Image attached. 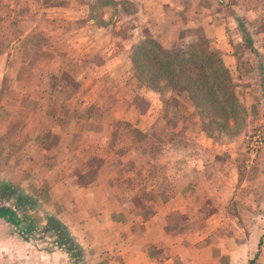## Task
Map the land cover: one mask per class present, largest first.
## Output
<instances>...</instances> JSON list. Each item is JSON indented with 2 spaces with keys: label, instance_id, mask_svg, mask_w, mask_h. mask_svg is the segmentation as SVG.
<instances>
[{
  "label": "crops",
  "instance_id": "0c3cea01",
  "mask_svg": "<svg viewBox=\"0 0 264 264\" xmlns=\"http://www.w3.org/2000/svg\"><path fill=\"white\" fill-rule=\"evenodd\" d=\"M64 1L68 2L58 6L50 4L39 6L38 18L28 23L20 17L21 15H18L16 20L9 17V14H14L12 10L22 7L18 6L21 0H0V10L6 12L0 15V27L14 28L17 32H23L26 27L28 28L18 37L11 39V43H20L24 39L32 41L34 47L30 53L39 60L38 66L37 61H34V65L27 66V64L24 68L33 73L35 71L39 74L55 75L62 73L60 68L64 65L66 68H72L74 63L75 75H80V80L76 81L78 87L76 91H72V94L80 96L76 99L84 109L92 106L100 110L104 107L98 96L100 88L106 90L107 86H102L103 83L116 87V90H122L125 94L130 95V91H133L131 98L127 95L122 99L117 98L112 103L108 117L115 116L113 119L125 121L136 129L140 136L142 135L144 141H149L150 145L159 144L160 147L156 155L151 158L153 160L149 159L151 150L141 151L145 158L144 177L138 186H143L146 196L138 198L131 193V196H126L128 197L126 201L130 202V199H133L138 203L136 206L141 207V212L131 206L119 209L124 219L118 223H111V226L108 224H105V227L99 226L100 237L94 241H91L87 222L73 224L74 222L71 221L78 217L81 219L76 207L83 198H87L86 201L98 202L92 199L93 195L90 192L84 194L83 198L70 196L71 198L67 199L66 203L72 205L64 211L69 217L65 222L58 214L55 218L66 226L68 235L80 247L82 253L92 254L96 260L102 255L106 264H211L210 256L203 258L201 255V250L210 251V248L199 245L200 222L207 229L212 227L211 220L219 217L218 212H222L221 219L226 216L227 206L232 201V183H234L232 176L235 172L231 168L234 164L231 151L219 153L220 156L205 155L208 139L199 131L195 132V129L191 138L186 141H191L192 145L196 136L200 140V146L195 144V148H189L188 143L180 144L178 139L189 135L187 133L189 129L180 131L182 124H178V127H170L168 119L163 115L159 95L138 84L131 74L125 80H121V74L130 68V62L129 56L119 51L120 47L113 49L117 37L110 33L106 34V37L103 36L104 25L96 21L91 22L85 16L82 17L83 9L87 8L86 1L82 5L86 8L80 7L77 0ZM29 2H37V0H28ZM144 2L152 4L157 9L156 21L151 22L149 26L164 24L170 15L169 23L165 25L168 26L167 32L170 28L175 32L189 27L202 29L207 48L221 59L230 77L244 71V68H251L252 70L246 71L247 74L251 72L254 75L255 71L261 84L260 90L264 92V0H145ZM174 3L175 9L172 8ZM32 7L38 9L34 5ZM82 28L92 29L94 35L88 36L86 31L79 33ZM3 32L0 34V40L6 44L0 49V109L5 108L13 114L14 111L21 110L23 92L29 90L30 86L25 81H14V78L7 82V72L17 67L14 61L10 60L14 49L7 44L9 37ZM177 36H174L177 44L186 40ZM90 42L93 44L91 50L87 47ZM105 43L113 45L112 49L108 45L106 50ZM56 44H60L62 48H57ZM44 47L48 48V52L43 49ZM24 57L28 58L29 55L25 54ZM8 89L13 90L12 100L9 99V94L6 95ZM246 89L250 88L246 87ZM137 93L145 101V108L140 111L134 109L137 104L133 97L138 95ZM72 100V98L66 99V107L73 106ZM179 103L192 112L187 100H180ZM48 118L50 121L46 122L48 124L46 126L40 122L41 120L26 118L22 121L26 124L24 129L16 132L19 134L18 138L26 139V148L32 153L39 150L36 139L41 137L43 131L51 136L60 129L55 115L52 114ZM91 118L86 119L92 121ZM7 124L8 122H4L0 117L1 141L11 137L6 132L8 129L4 130ZM158 128L161 129L160 132ZM78 133L68 135L72 138ZM93 133L99 138L97 132L84 135L89 137ZM69 136L65 137L66 144ZM260 161L262 162L258 163L259 171L264 174V165L262 166L264 149ZM3 168L0 166V174ZM130 174L136 175L134 172ZM17 176V174L9 175V178L2 179L0 185L11 186ZM101 180L103 179L97 178L92 184H84L80 188H85L88 192L89 187H98ZM19 181V185L24 187H38L42 183V179L36 176H32L31 180L23 176L18 183ZM103 210L102 205L103 217L109 218L110 211ZM136 217H140L141 221H135ZM41 223L44 225V222ZM137 223L140 225L138 226ZM151 246L155 247L154 251H149ZM71 261L72 257L70 258L62 247H53L48 252L42 251L38 246L33 247L26 241L23 242L22 238L11 236L8 223L0 214V264H71ZM99 262L100 260L95 264ZM85 263L86 260L81 261V264Z\"/></svg>",
  "mask_w": 264,
  "mask_h": 264
},
{
  "label": "rangeland",
  "instance_id": "374dc122",
  "mask_svg": "<svg viewBox=\"0 0 264 264\" xmlns=\"http://www.w3.org/2000/svg\"><path fill=\"white\" fill-rule=\"evenodd\" d=\"M77 1L80 7L86 1L87 8L86 6L82 8L87 10L83 9L82 17L85 16L91 22L96 21L98 24L104 25L103 36L106 37V34L110 33L117 37L114 47L105 43L106 50L108 45L110 49L113 47L114 50L120 47L119 51L125 55L145 31L150 33L161 46L170 49L176 42L174 38L176 35L178 38L186 37L193 42L195 40L207 42L202 29L189 27L175 32L170 28L167 32L168 26L165 25L169 23L170 15L164 24L149 26L151 22L156 21L157 9L152 4L145 3V0ZM65 2L68 1L37 0V2L28 3V0H21L18 6L22 7L12 10L14 14H9V17L16 20L17 16L21 15L20 17H23L28 23L34 22L39 15V6L43 4L58 6ZM33 5L38 9L35 7L33 9ZM172 8L175 9V3ZM5 13L3 9L0 10V15ZM26 29L28 28L26 27L23 32ZM81 31H86L88 36L94 35L92 29L82 28L79 33ZM2 32L9 37L7 44L14 49L10 60H13L17 67L11 68L7 72L8 79L6 80L8 82L14 78V81L18 80L17 82L25 81L30 89L23 92L21 110L11 114L12 111H6L5 108L0 109V117L4 122H8L4 130L8 129L6 132L11 135L4 141L0 140V166L4 167L0 174V183L3 181L2 179L9 178V175H18L17 179L10 184L11 186L4 187V192L0 190V214L5 221H9L7 223L10 235L22 238L23 242L26 241L30 246H38L42 251L47 252L53 247H62L70 258L72 257L71 264H81V261L85 260L88 264H95L98 260H100L99 264H106L102 255L96 260L92 254L82 253L80 247L75 243L76 246L62 243L58 237L62 231L55 233L56 236L54 233L44 232L46 218L49 216L55 218V215L58 214L65 222L69 217L64 211L72 205V203H66L67 199L81 196L83 198L84 194L90 192L93 195L92 199L98 202L86 201L87 198H83L76 207V211L80 212L78 214L81 219L78 217L71 221L74 222L73 224L81 221L87 222L91 241L99 238V226L105 227V224L111 226V223H118L124 219L120 215L119 209L131 206L137 211L141 210V207L136 206L138 203L133 199H130V202L126 201L128 198L126 196H131L130 193L138 198L146 196L143 186H138L144 177L145 158L141 151L151 150L149 153V159H151L159 151L160 146L152 143L150 145L149 141H144L142 135L140 136V133L125 121L113 119L115 116L108 117L113 106L112 103L117 98L122 99L129 94L103 83L102 86H107L106 90L100 88L98 96L104 107H101L100 110L92 106L84 109V106L76 99L80 96L72 94V91H76L78 87L76 81L80 80V75H75L74 63H72V68L67 67L69 70L65 65L61 67L62 73L60 74L30 72L24 66L27 64V66H32L34 61H37L38 66L39 62L30 53L34 47L32 41L24 39L20 43H11L12 37H18L23 32H17L14 28L0 27V34ZM26 40L29 41L26 42ZM4 44L6 43L0 40V49ZM91 44V42L87 44L89 50L93 48V44ZM56 46L62 48L60 44H56ZM43 49L48 52L47 47ZM25 54L29 55V59L24 57ZM40 68L43 69V67ZM247 70L252 69L244 68V71L231 77L236 84V100L241 123L233 127L229 121L227 128L230 131L224 132L208 128L204 126L205 119L190 112L186 107L179 108L181 95H175L178 100L175 97L164 99L167 104L162 107L163 115L168 119L170 127H178V124H182L180 131L189 129L187 132L189 135L178 139L180 144L188 143L189 148H195V144L199 145L200 140L196 136L193 138L195 143L192 145L191 141H186L191 138L192 131L195 129V132L199 131L204 138L208 139L205 155H219V153L224 154L226 150H230L234 159V164L231 165L235 171L232 176L234 179V183H232L233 195L232 201L227 206L226 216L221 219L222 212H218L219 217L211 220L212 227L207 229L200 222L199 245L210 248V251L201 250V255L203 258L210 256L211 264H264V174L259 171V164L262 162L260 156L264 149V92L260 90L261 84L255 71L253 70L254 75H252L251 72L247 74ZM130 74L132 75L131 65L121 74V80H125ZM246 87L250 89L248 90ZM12 91L9 89L6 91V95L9 94L8 97L11 100L14 96H11ZM130 92L129 98L133 91ZM137 94L133 97L137 104L134 109L140 111L145 108V101L139 93ZM68 98L73 99L74 103L71 102L73 106L66 107ZM52 114L56 116L57 124L60 127L57 130L58 133H52L51 137L49 133L43 131L40 134L41 137L36 139L39 150L32 153L26 148V139L18 138L19 134L16 132H21V129H24L26 125L22 123L24 119L41 120L40 122L46 126V122L50 121L48 117ZM89 117H92V121L86 119ZM160 130L158 128L159 132ZM74 132L79 133L74 134L71 138L68 134ZM89 132H97L99 138L95 136V133L86 137L84 134L88 135ZM67 136L69 138L66 144L65 137ZM252 138H257L258 142L253 159L249 156L248 147ZM130 172H134L136 175L132 176ZM23 176L29 180L32 176H36L42 179V183L38 187L20 186L18 180ZM97 178L103 179L98 187H89L88 192L85 188H80L84 184H92ZM115 184L119 186L116 187ZM18 196L22 198L21 202H17ZM102 205L103 211H110L109 218L103 217ZM6 210L11 212L10 216L8 212H5ZM135 221L140 222L141 218L136 217ZM41 222H44V225ZM64 227L66 229V226ZM258 241L260 242L258 243ZM58 242L61 245H58ZM150 248L149 251L155 249L153 246Z\"/></svg>",
  "mask_w": 264,
  "mask_h": 264
},
{
  "label": "trees",
  "instance_id": "16d2710c",
  "mask_svg": "<svg viewBox=\"0 0 264 264\" xmlns=\"http://www.w3.org/2000/svg\"><path fill=\"white\" fill-rule=\"evenodd\" d=\"M127 55L135 81L158 94L163 107L167 104L164 99L181 95L180 100H187L192 112L206 120L204 126L227 132L230 131L227 128L229 121L233 127L240 125L236 84L221 59L207 48L204 40L193 42L186 38L183 43H173L170 49L161 46L145 31L128 49ZM178 107L183 106L179 103ZM5 186H0L2 192ZM21 200L17 198V202ZM6 222L9 223L8 220ZM43 231L54 234L62 231L61 235L58 234L60 241L76 246L64 225L52 216L46 218ZM57 244L61 245L60 242Z\"/></svg>",
  "mask_w": 264,
  "mask_h": 264
},
{
  "label": "built area",
  "instance_id": "2783aa9c",
  "mask_svg": "<svg viewBox=\"0 0 264 264\" xmlns=\"http://www.w3.org/2000/svg\"><path fill=\"white\" fill-rule=\"evenodd\" d=\"M257 138H252L250 143H249V156L251 159H253L255 157L256 154V149H257Z\"/></svg>",
  "mask_w": 264,
  "mask_h": 264
}]
</instances>
